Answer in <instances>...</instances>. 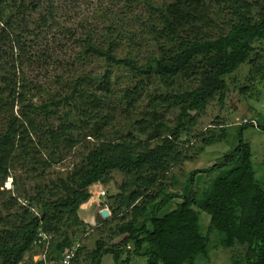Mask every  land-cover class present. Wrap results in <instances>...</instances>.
I'll return each instance as SVG.
<instances>
[{
  "label": "trees",
  "instance_id": "1",
  "mask_svg": "<svg viewBox=\"0 0 264 264\" xmlns=\"http://www.w3.org/2000/svg\"><path fill=\"white\" fill-rule=\"evenodd\" d=\"M19 1L16 7L0 0V264H62L66 251L73 252L69 264H101L106 254L115 264H128L131 255L148 264H197L208 243L199 212L209 217L208 229L223 235V248L241 247L243 264H264V191L240 136L247 124L236 130L237 144L222 163L191 171L188 195L166 192L163 185L174 167L191 161L182 147L191 146L207 106L224 103L226 78L247 63L248 79L259 75L264 83V47L260 53L253 47L264 43V0H144V16L131 11L128 20L139 24L138 31L111 24L96 39H73L78 49L71 52V68L100 59L103 73L68 81L57 74L45 86L19 79L15 60L21 66L52 59L30 43L53 13L41 15L29 31L30 19L18 22L17 14L25 15L32 3ZM29 50L32 57L20 60ZM113 77L125 79L122 96ZM38 95L40 105L31 97ZM115 113L123 121L116 128ZM227 136L224 128L201 133L198 153ZM87 137L90 146L72 162L66 180L58 179L60 197L51 187L41 194L35 187L37 195L27 187ZM227 167L204 187H192L196 175ZM114 173L122 181L108 198L110 216L91 227L79 218V207L91 186ZM9 178L12 187L6 188ZM174 198L175 208L160 216ZM100 230L92 249L74 238ZM37 254L42 258L33 261Z\"/></svg>",
  "mask_w": 264,
  "mask_h": 264
},
{
  "label": "rangeland",
  "instance_id": "2",
  "mask_svg": "<svg viewBox=\"0 0 264 264\" xmlns=\"http://www.w3.org/2000/svg\"><path fill=\"white\" fill-rule=\"evenodd\" d=\"M143 1L144 0H25L26 4L32 3L31 10H26L25 15L19 13L17 17L19 18L18 22H20V20L22 22L24 20L26 21V17L30 19L26 22L28 23L29 31L35 29L33 21H36L41 15L47 16L49 10L53 13V17L49 20V25L45 27V30L42 31L41 34L37 32L38 38L36 42H33V44L30 43L33 47L32 50H48L50 55H52V59L46 64L42 62V60L35 62L23 61L21 66L20 61L16 59V65H18L19 68L18 78L29 81L32 80L35 83H41L45 86L52 85L54 75L57 74L62 75L64 80H67L87 72L96 74L103 73L105 69L104 63L100 59H95L91 64L86 66H80V64L77 63L71 68V52H76L78 49V45L73 39L83 38L86 34H92L93 39H96L99 35L103 34L105 28L111 24H114L117 30H121L125 26L126 28L138 31L140 28L139 24L131 21L128 22V20L131 18V11L144 16L146 8L142 3ZM151 1L157 4L160 0ZM161 1L168 2L170 0ZM19 2V0H7L9 6L14 5L18 7ZM23 27V25L19 26V28ZM67 31L70 33L68 34ZM253 47L256 49V52L260 53L261 47H264V43L256 42L253 44ZM32 53L34 52L29 50L26 54H23L20 60H28L27 57H32ZM14 54L15 58L16 55L17 58L21 55V53L17 54V52ZM34 60L31 59V61ZM262 62L264 63L263 54ZM249 70L250 65L247 63L243 64L237 71L226 78L228 90L224 103L220 105L217 101L211 102L205 109L204 114L199 118L194 134L195 138L190 139L189 145L191 146L182 147V153L186 156H191L192 159L185 164L174 167L172 171L168 173L163 180L164 190L166 192H177L184 196L188 195L191 189V185L188 184L191 171L213 165L214 163H222L223 157L237 144L239 134L236 130L245 124H247V126H243L244 128L240 136L242 141L247 143L250 147V159L255 181L264 191V83H259V75L253 76V79H248ZM114 80L115 78L113 77V83H117L115 86L116 90L119 91V96H122V92L125 89L124 87H126L125 79L122 78L119 81ZM244 87L248 89L242 92L241 88ZM51 89H53V87H51ZM32 93H34V91ZM31 97H35L33 102L36 103V105L42 103V101H40L41 95ZM114 98L115 97H112L110 99L111 106H115L113 104ZM144 103L146 102H143L142 105ZM119 114L120 113H115L114 121H112L114 128L123 123L122 117H119ZM168 117L172 119L171 115ZM244 120H246V123ZM52 123L55 124V120H53ZM216 124L221 125L218 126ZM3 126L4 121L1 120L0 116V131L3 129ZM220 128L226 129L228 136L220 142L207 146L202 153H198L197 147L201 146L200 134L204 133L205 136L211 133L218 134ZM108 130L109 129L105 130V133ZM86 139L87 140L84 142L81 141L78 148L69 153L61 164L46 170L44 176H42V174L39 175L38 177L40 178H37L34 182L28 183L27 187H30L31 191L36 190L34 193L35 195H37V189L35 187L39 188V194L42 193L41 190L43 187H51L53 188L51 189L52 194L60 197L62 192H60V189L57 187V185H59L58 179L66 180L72 162L76 160L79 153L84 150L85 147L90 146L92 140H89V137ZM226 170H228V167L209 172L205 176L198 174L193 180L194 185L192 187H204ZM21 177L24 178V176ZM121 181L122 177L114 173L110 181L101 179L91 186L89 188V200L79 207V218L91 227H97V222H99V220H105L98 216L99 211L103 207L107 208L106 204L109 200V196L117 192V187ZM11 182L12 179L9 178L4 186L6 188L12 187ZM63 189H68V186L63 187ZM98 191H103L105 195H97ZM178 202V198L171 200L159 215L162 216L174 209ZM199 217L202 220L204 233L208 236V243L206 248L207 255L199 257L197 264H243L242 248H223V235L215 229H208L209 217L205 213L199 212ZM99 233H102V230L97 233L93 231L86 237L78 234L74 238L78 244L83 242L86 244L87 248L92 249L94 241L100 236ZM128 249L130 253L133 250V245L130 244ZM124 257L125 253L121 258L123 259ZM41 258L42 256L37 254L33 257V261H37ZM101 264L115 263L111 255L106 254L102 257ZM128 264H148V258L131 255Z\"/></svg>",
  "mask_w": 264,
  "mask_h": 264
},
{
  "label": "built area",
  "instance_id": "3",
  "mask_svg": "<svg viewBox=\"0 0 264 264\" xmlns=\"http://www.w3.org/2000/svg\"><path fill=\"white\" fill-rule=\"evenodd\" d=\"M246 120H244V122H245ZM100 196H104L105 195V193L103 192V191H101V192H99L98 193ZM72 256H73V252H68V251H66L65 252V256H64V258L62 259V264H69V260L72 258Z\"/></svg>",
  "mask_w": 264,
  "mask_h": 264
},
{
  "label": "water",
  "instance_id": "4",
  "mask_svg": "<svg viewBox=\"0 0 264 264\" xmlns=\"http://www.w3.org/2000/svg\"><path fill=\"white\" fill-rule=\"evenodd\" d=\"M98 216L101 218V219H106L107 217H109V211L108 209L106 208H103L99 211V214Z\"/></svg>",
  "mask_w": 264,
  "mask_h": 264
},
{
  "label": "clouds",
  "instance_id": "5",
  "mask_svg": "<svg viewBox=\"0 0 264 264\" xmlns=\"http://www.w3.org/2000/svg\"><path fill=\"white\" fill-rule=\"evenodd\" d=\"M245 123H246V122H245ZM94 187H95V186H94ZM98 193H99V191L97 192V195H99ZM99 196H100V195H99ZM103 208H104V207H103ZM103 208H102V209H103ZM106 209H107V208H106ZM108 211H109V210H108ZM109 216H110V213H109ZM107 218H108V217H107Z\"/></svg>",
  "mask_w": 264,
  "mask_h": 264
},
{
  "label": "crops",
  "instance_id": "6",
  "mask_svg": "<svg viewBox=\"0 0 264 264\" xmlns=\"http://www.w3.org/2000/svg\"><path fill=\"white\" fill-rule=\"evenodd\" d=\"M95 215V214H94Z\"/></svg>",
  "mask_w": 264,
  "mask_h": 264
}]
</instances>
